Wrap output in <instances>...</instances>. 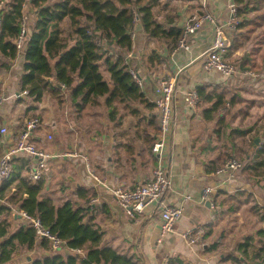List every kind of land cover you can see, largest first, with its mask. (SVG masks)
I'll use <instances>...</instances> for the list:
<instances>
[{"label": "trees", "instance_id": "16d2710c", "mask_svg": "<svg viewBox=\"0 0 264 264\" xmlns=\"http://www.w3.org/2000/svg\"><path fill=\"white\" fill-rule=\"evenodd\" d=\"M0 1L3 2L0 17V69L9 71L14 61L21 60L19 96L24 92L26 94L18 99L26 104L36 103L28 105L24 115L39 121L32 131L31 142L34 147L54 154L45 150V143H40L41 139H36L44 125L38 105L51 100L62 110L67 106L63 113L54 116L52 126L59 121L66 124L72 118L76 125L89 129L100 130L106 124L118 128L128 115L135 116L138 124H144L143 131L148 133L146 148L156 167L158 157L152 152V146L160 134L157 117L152 114L156 106L146 97L131 73L126 55L132 48L137 24L141 26L147 41L165 44L169 50L176 47L183 28L177 25L179 16L171 0ZM232 1L237 7L238 30L264 22V0ZM254 12L256 15L251 17L250 14ZM25 18L27 20L23 26ZM23 27L25 41L19 47L17 40ZM240 34L230 35L224 58L243 46V35ZM259 50L260 47H256L253 51ZM251 54V51H247L241 58L240 71H248L247 68L256 66ZM160 60L157 50H152L147 56L150 65ZM196 90L198 106L202 105V118L212 121L219 115L215 122L218 127L214 131L218 139L224 136L233 140L234 135L245 139L253 132V127L233 128L226 122V112L240 102L238 90L214 86L211 89L198 86ZM139 104L150 113L147 123L142 121L145 118L138 111ZM206 104L208 106L205 107ZM59 115H63L62 118ZM24 129L25 124L21 131ZM262 129V135L258 133L247 142L252 153L242 149L244 163L241 161L243 167L239 171H243L249 183L254 179L255 182L250 183L251 187L263 184L261 196L264 198V127ZM258 138L263 141L256 143ZM128 146L133 149L130 144ZM234 148V144H220L217 156L204 163L205 171L215 173L233 158L229 149ZM51 160L46 161L40 178L32 180L29 170L34 167L36 159L24 154H17L11 159L10 176L0 184V199L5 202L0 204V264L14 260L24 248L30 251L37 245L38 239L31 225H21L14 231L11 229L12 219L9 217L13 209L37 218L52 234L64 241V254L53 251L47 240L38 241L39 247L50 252L45 256L34 257L26 264H141L133 254L121 252L104 242V233L98 225L91 203L95 192L78 188L73 199H65L60 204L55 202L52 195L44 192L47 162L50 164ZM80 201L84 204L80 205ZM211 201L215 206L217 222L211 227H201L202 240L213 234L209 250L220 253L219 264H264V209L256 202L251 191L219 190L213 194ZM245 205L258 216L260 225L253 229V233L235 241L234 247L222 248L218 235L220 219L237 213ZM101 213L104 211L101 210Z\"/></svg>", "mask_w": 264, "mask_h": 264}, {"label": "crops", "instance_id": "0c3cea01", "mask_svg": "<svg viewBox=\"0 0 264 264\" xmlns=\"http://www.w3.org/2000/svg\"><path fill=\"white\" fill-rule=\"evenodd\" d=\"M230 2L232 0H171L179 16L178 27H183L190 17L204 12L212 13L219 21H226ZM212 38L213 28L205 23L201 29L188 36L189 50L174 51L169 50L165 44L147 41L141 26L137 24L132 48L126 55L127 62L140 79L142 90L153 103L157 77L160 79L167 76L175 80L173 120L161 152L164 168L171 182L163 201L166 204H179L185 194L190 195L191 200L186 203L183 216L175 224L174 232L161 240L159 207L153 204L143 213L129 217L108 190L95 183L83 161V157H86L91 168H94L92 171L98 177L105 178L109 185L122 183L126 188H133L144 183L151 177L155 167L146 148L148 133L143 131L144 124H138L135 116L128 115L118 128L106 124L100 130L92 127L89 129L76 125L72 118L71 123L59 121L52 126L49 120L50 108L44 103L38 105L44 117V125L36 139L45 143V150L54 154L76 152L82 155L79 158L66 155L51 158L52 163L47 162L44 192L52 195L57 204L68 198L73 199L78 188L95 192L91 203L98 225L104 233V242L121 252L133 254L141 264H219L220 253L209 250L213 234L194 244L187 243L180 236L187 228L211 227L217 222L213 203L208 207L200 198L204 187L221 180L214 173H207L204 167V163L213 160L219 151L217 133H214L219 115L212 121H205L201 115L202 105L193 111L184 102V93L189 89H196L198 86L231 89L236 84L235 78L225 82L214 71L206 72L202 69L203 55ZM152 50L158 51L161 60L150 65L147 56ZM20 61H14L9 71L0 69V93L3 95L0 103V128H7L5 134L0 133V157L14 145L28 121V116L24 115L26 107L36 105L34 102L26 104L18 99L24 96H19ZM105 78L108 79V76L105 75ZM138 111L145 118L143 123H147L150 113L140 104ZM66 112L65 110L64 113ZM152 114L156 115L158 121L156 107ZM59 118L62 116L59 115ZM48 135H51L50 139L54 137V140H49ZM227 185L230 189H222L223 191L232 192L240 187L251 191L256 202L264 209V198L258 195L259 191L258 194L254 191L243 172L238 173ZM3 203L5 202L0 199V204ZM83 204L80 201V205ZM9 218L12 219L13 231L25 225L26 220L15 209ZM38 241L40 240H37L35 248L30 251L24 248L21 255L7 264H26L34 257L47 255L50 251L39 247ZM61 253H66L65 249Z\"/></svg>", "mask_w": 264, "mask_h": 264}, {"label": "built area", "instance_id": "2783aa9c", "mask_svg": "<svg viewBox=\"0 0 264 264\" xmlns=\"http://www.w3.org/2000/svg\"><path fill=\"white\" fill-rule=\"evenodd\" d=\"M3 2L0 1V17ZM237 7L234 2L228 5L229 17L226 21H219L210 12H204L202 15L190 17L185 25L182 27V35L177 42L174 51L189 50L188 36L201 29L205 23H209L213 28V38L210 45L207 47L203 59L202 69L206 72L214 71L223 77L225 82L237 77V74L249 75V71H240L233 63L228 62L224 58L227 47L229 46V38L226 36V31H235L238 24L236 16ZM27 18L23 20V26L26 24ZM24 27L20 37L17 40L19 47L23 46L25 41ZM131 73L140 84V79L131 69ZM175 92V80L167 76H162L158 80L155 87L154 103L158 114V124L160 134L158 139L152 146V152L158 157L157 166L154 167L151 177L135 188H126L122 183L117 185H109L105 178L98 177L93 171L86 157H83L85 169L95 183L99 184L108 190L117 204L125 211L129 217H134L135 214H140L145 211L148 206L153 204L159 207L160 226H159V240L163 239L170 233L174 232L175 224L183 216L185 205L191 200L190 195H183L182 201L179 204H166L163 201L164 196L170 189L171 182L164 168V162L161 158V152L165 146V137L170 132L173 120V98ZM26 94V92H24ZM3 101V95L0 93V103ZM184 102L189 109L196 111L198 108L199 97L195 88L189 89L184 93ZM39 121L36 118L29 119L25 123V129L21 131L16 139L14 145L7 150L0 157V184L7 180L11 172V159L17 154H24L30 158L36 159L34 167L29 170V176L32 180H37L41 176V170L45 168L47 160L53 157H79L82 155L76 152L65 154H49L38 150L31 142L32 131L38 125ZM7 128L5 126L0 128V133L5 134ZM51 138V135H48ZM243 164L237 159L228 160L222 167L216 170L214 175L221 179L212 185L203 188L200 201L203 203L210 200L214 193L222 189H230L227 184L232 182ZM227 185V186H226ZM243 189V188H236ZM26 220L25 224L31 225L36 233L37 239H45L49 242L53 251H62L64 248V241L52 234L45 228L37 218H32L23 211L19 212ZM180 236L189 244L200 242L203 237V231L200 227L187 228L180 233Z\"/></svg>", "mask_w": 264, "mask_h": 264}, {"label": "rangeland", "instance_id": "374dc122", "mask_svg": "<svg viewBox=\"0 0 264 264\" xmlns=\"http://www.w3.org/2000/svg\"><path fill=\"white\" fill-rule=\"evenodd\" d=\"M28 14L27 16H29ZM250 15L253 17L256 15V12H254V14L251 13ZM225 33L227 38L233 34L237 36L242 33L243 35L241 39L243 46L227 56L226 58L228 60L225 59L238 68L240 65L239 62L244 54L247 51H251V59H253V62L256 64L255 67L251 66L250 68H247L250 72L249 75L237 74V77H235L234 80L236 81V84L232 87V90H238L237 93L240 96V102L226 112V122L230 127L242 129L253 127V132L245 137L246 140L237 135H234L233 140L225 138L224 136L217 140L219 145L225 144L230 146L234 144L235 148L229 149L230 153L233 158H237L240 162L243 161L244 163V153L242 152V149L250 151L251 148L248 146V140H251L252 136L254 137L258 133L262 135V128L264 127V22L261 25L250 24L241 30H238L236 26L235 31L227 30ZM256 47H260L258 52L253 51ZM157 79L159 80V77H157ZM54 104L55 103L51 100H46L43 104L48 106L51 110L49 115L50 121H52L57 114L63 113L61 106ZM64 107L67 109V106ZM217 127L218 126L215 125V129ZM221 129L223 132V127ZM226 131L228 132L229 130ZM52 140H54V137ZM240 172L243 171H239L238 173ZM252 182H255L254 179L253 181H250V183ZM262 185H253V189L257 194L259 191L258 195H261V193L263 194V190L261 189ZM257 217L258 216H255V214L250 211L248 205L243 206L237 213H233L231 216H224V218L218 223L220 246L222 248H231L238 240L245 237V235L253 233V229L260 225L258 221L259 218Z\"/></svg>", "mask_w": 264, "mask_h": 264}, {"label": "water", "instance_id": "95a60500", "mask_svg": "<svg viewBox=\"0 0 264 264\" xmlns=\"http://www.w3.org/2000/svg\"><path fill=\"white\" fill-rule=\"evenodd\" d=\"M258 141H263V139H262V138H258V139L255 140L256 143H257ZM205 205L209 207V206L211 205L210 200H206V201H205Z\"/></svg>", "mask_w": 264, "mask_h": 264}]
</instances>
